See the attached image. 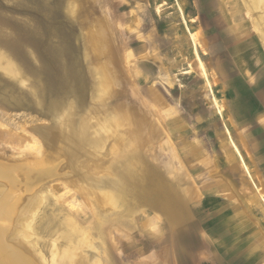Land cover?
<instances>
[{
    "label": "rangeland",
    "instance_id": "obj_1",
    "mask_svg": "<svg viewBox=\"0 0 264 264\" xmlns=\"http://www.w3.org/2000/svg\"><path fill=\"white\" fill-rule=\"evenodd\" d=\"M68 1L0 0V52L14 65L12 73L0 67V157L42 154L35 128L51 124L45 109L52 100L72 88L91 100L88 31L104 19L119 82L107 104L124 113L122 133L148 136L143 155L166 180L182 173L190 216L174 223L140 199L126 212L121 205L99 209L78 177L58 179L46 200L36 196L25 219L30 224L38 208L46 216L22 227L36 256L49 263L58 225L70 217L92 230L102 264H264V212L252 183L264 190V27L255 20L261 13L244 0H74L82 3L71 14ZM190 32H198L199 44ZM36 139L41 149L32 147ZM130 151L90 159L83 173L116 179L119 169L108 165ZM247 187L245 204L239 194Z\"/></svg>",
    "mask_w": 264,
    "mask_h": 264
},
{
    "label": "bare ground",
    "instance_id": "obj_2",
    "mask_svg": "<svg viewBox=\"0 0 264 264\" xmlns=\"http://www.w3.org/2000/svg\"><path fill=\"white\" fill-rule=\"evenodd\" d=\"M75 1L67 2V10L71 14H75L79 4L82 3L77 4ZM80 1L85 2L86 0ZM244 2L248 10H258L261 13L259 17H255V20L264 27V0H244ZM104 22V19L101 20V24L88 31L92 46L90 48L94 55L90 65L93 64L91 71L96 83L91 93V100L84 96L83 88H72L68 93H64L65 95L60 100H52L45 109L52 121H50L51 124L35 128L44 142L45 149L42 154L37 158L19 161L0 157V264H47L36 256L30 239L23 235L22 227L29 224L28 218L25 219V217L34 208L36 196L41 193L42 200H46L49 184L58 179L78 177L80 182L87 184L85 188H82L86 190V196L90 194L92 203L99 209L117 210L121 205L119 210L126 212L131 208L130 202L137 204V200L140 199L144 203L153 205L174 223L185 222L190 216L189 198L191 195L189 190L181 189L184 181L182 173L173 172L170 180H166L163 173L152 167L143 155L142 151L149 139L148 136L144 134L129 136L122 133L119 127L124 123L122 118L124 113L111 110L112 108L110 109L107 104L119 82L117 71L112 66L113 51L109 39L112 33ZM85 35L86 32L83 30L79 33L80 38H84ZM190 36L195 45L200 43L198 32H190ZM85 53L89 58V49ZM103 53L105 57L101 59ZM196 56L202 74L207 79L205 65L197 51ZM131 59V54L127 52V63H130ZM0 67L8 73L14 71V65L1 52ZM222 108L219 107V114H222ZM148 127H150L149 134L151 133L156 138L158 134L155 126L152 124ZM230 142L233 143L246 172L253 179L254 176L239 147L232 138ZM37 143V139L33 140L32 147L41 149V145L38 146ZM129 149L131 151L122 158L119 164L108 165L111 171L119 169L116 179L109 177L101 179L83 173L88 160L99 156L104 158L108 153L126 152ZM230 159L228 155V160ZM93 169L99 170L96 166H93ZM72 180L74 183V179ZM252 183L253 188L256 189L253 192V198L264 212V190L254 181ZM249 188H243V195L239 194L245 204L248 196H251L246 192ZM84 201L87 202V200ZM250 205L249 207L252 208L253 205ZM45 216L44 212L38 208L28 227H34ZM91 231L89 228L80 227L79 222H75L70 217L60 221L56 233L58 237L53 243L48 264H102L97 257L100 251L97 250ZM59 240H63L65 244H60Z\"/></svg>",
    "mask_w": 264,
    "mask_h": 264
},
{
    "label": "crops",
    "instance_id": "obj_3",
    "mask_svg": "<svg viewBox=\"0 0 264 264\" xmlns=\"http://www.w3.org/2000/svg\"><path fill=\"white\" fill-rule=\"evenodd\" d=\"M251 206V205H250ZM251 211V210H250Z\"/></svg>",
    "mask_w": 264,
    "mask_h": 264
}]
</instances>
